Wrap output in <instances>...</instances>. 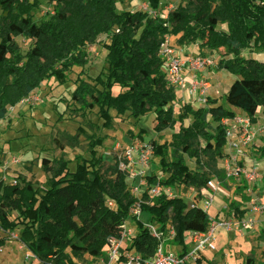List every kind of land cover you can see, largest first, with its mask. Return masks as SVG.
I'll return each mask as SVG.
<instances>
[{
  "label": "trees",
  "instance_id": "obj_1",
  "mask_svg": "<svg viewBox=\"0 0 264 264\" xmlns=\"http://www.w3.org/2000/svg\"><path fill=\"white\" fill-rule=\"evenodd\" d=\"M120 1L49 0L56 6L54 13L37 23V0H0V120L8 107L20 105L46 80H62L72 68H83L88 44L104 35L109 41L105 68L91 82L79 77L74 95L82 104L95 99L88 107H97L102 117L115 111L138 119L152 112L158 133L178 127L170 143L160 147L152 142L167 177L154 176L148 184L170 189L187 185L199 195L211 177L191 170L182 155L199 164L205 157L223 159L228 144L223 121L238 115L217 100H208L196 112L182 103L177 114V94L163 72L161 45L167 37H175L180 45L198 44L202 50L221 52L216 69L239 78L226 102L243 111L253 124L264 106V62L247 59L242 52L264 53V0H185L165 18L143 11L120 12ZM149 3L155 12L161 10L160 0ZM20 36L32 41L26 54L16 41ZM53 163L43 161L50 176L41 190L30 188L25 179L12 185L0 182V231L13 233L22 227V243L41 264H79L86 257H99L110 240L122 238L137 206L151 225H162V236L169 233L171 224L176 235L170 244L180 246L184 254L186 234L211 229L210 215L201 208L190 209L182 197H152L149 190L141 200L137 198L119 162L108 169L109 176L83 157L76 171L62 158ZM150 197L151 202H144ZM14 213L17 221L9 223L5 216ZM161 243L137 220V234L128 250L152 258Z\"/></svg>",
  "mask_w": 264,
  "mask_h": 264
},
{
  "label": "rangeland",
  "instance_id": "obj_2",
  "mask_svg": "<svg viewBox=\"0 0 264 264\" xmlns=\"http://www.w3.org/2000/svg\"><path fill=\"white\" fill-rule=\"evenodd\" d=\"M37 1L39 9L35 14V22L41 23L54 13L56 6L49 0ZM184 1L160 0L161 10L155 12L151 9L149 0H121L118 9L120 12L143 11L148 12L152 17L165 18ZM218 26L222 30L226 28L221 24ZM16 41L22 52L26 54L32 41L23 36L18 37ZM170 42L174 48L180 46L175 37H170ZM107 44L109 41L104 35L99 37L96 42L88 44L86 48L88 61L83 68H72L62 80L56 78L46 80L39 90L23 100L20 105L8 107L5 119L0 120V182L12 185L22 183V180L25 179L30 188L41 190L50 176L43 168V161L49 160L54 164L53 162L61 158L69 162L72 171H76L78 159L83 157L90 164L96 165L102 174L109 176L108 169L117 162L119 165L124 162L131 144H152L155 141L161 147L165 143L171 142L172 135L179 128L175 127L173 130L169 129L158 133L156 131V116L152 112L138 119L131 116V113L119 116L115 111H112L107 117H102L97 107H88L95 99L88 98L87 103L82 104L74 95L76 81L79 77L91 82V79L99 76L105 68V60L108 55ZM184 48L188 49L187 54H184L185 59L202 57L213 60L212 66H209L201 74L202 79L210 85L206 92L207 104L204 107L208 105V100H217L219 105L233 110L240 117H246L247 115L243 111L231 107L226 102V95L231 85L239 78L226 71L216 69L222 58V53L202 50L198 44L186 45ZM160 56L163 59L161 53ZM242 56L264 62V53L245 50L242 52ZM118 92L119 89H115V93ZM179 96L178 94V101L175 105L177 114L183 105ZM198 106L200 107V104ZM197 110L196 105L193 112ZM186 124L188 125L189 121ZM253 128L258 131L254 146L244 154L245 158L238 159V164L250 171H254L256 168L253 167L252 162L262 158L264 106L259 108ZM242 151L244 152V150ZM229 154L230 150L227 147L225 149L226 156L223 159L214 161L205 157L201 164L196 163V159H192L188 155H182L191 170H200L206 176L209 175L210 180L220 182L216 200L208 214L211 217L218 215L221 220H235L232 230L220 228L216 231V252L204 253L205 255H202L197 264H264V215H255L258 224L252 231L246 230L243 224H240L247 214L253 215L250 201L254 196L258 198L260 205H264V160L260 163L259 169H255L258 172V181L262 185L259 188L254 182L249 183L245 177L242 178V181L226 178L224 173V169L228 167L226 159L233 157H230L231 154ZM170 160L171 157L168 161ZM235 165L237 166V163ZM154 176L162 179L167 177L163 171L162 158L159 154L154 155L150 171L145 179L150 181ZM127 182L129 185L128 178ZM152 187L150 184L143 186L137 194H145ZM250 188L254 190V194L248 193ZM174 194L181 196L188 205L192 204L194 199L199 198L198 192L187 185L178 186ZM139 198H142L141 195ZM152 199L150 197L143 200L151 202ZM5 217L11 223L17 221L18 215L14 213ZM137 220L146 225L150 224L148 215L143 212L133 215V221L132 218H128L125 225L136 231L135 234H137ZM156 228L160 230L162 225L160 224ZM168 228H171V224L167 226ZM14 233L19 236V240L11 239L9 238L10 233L0 231V241L2 242L0 264H41L22 243V227L15 230ZM168 238V234L162 236L165 250L171 253L179 251V246L171 245V239ZM102 255L104 253L100 256ZM28 256L31 258L28 259ZM86 258V260L79 261V264H95L99 260L98 257L95 259Z\"/></svg>",
  "mask_w": 264,
  "mask_h": 264
},
{
  "label": "built area",
  "instance_id": "obj_3",
  "mask_svg": "<svg viewBox=\"0 0 264 264\" xmlns=\"http://www.w3.org/2000/svg\"><path fill=\"white\" fill-rule=\"evenodd\" d=\"M184 46L171 45L170 37H167L161 45V54L163 56V72L166 75L169 88L173 89L176 94L180 95L179 99L185 105H191L192 108H202L207 104L206 92L210 88L208 82L202 79L201 74L206 71L209 66H212L213 60L211 58L191 57L185 59L188 49ZM200 104V107L198 106ZM223 124L227 126V147L230 150V157L228 161V167L224 169V173L227 179L234 178L237 181H242L245 177L249 183L254 182L260 188L261 183L258 181L259 165L264 158L260 160L255 159L253 167H256L254 171H250L245 167L238 164L239 158H245V153L249 151V148L254 146L258 131L253 128V124L249 117L237 116L232 121L224 120ZM226 147V148H227ZM244 150V152L242 151ZM155 155V149L152 144H134L130 145L126 153L124 162L120 164L122 170L127 171L129 185L133 195L137 198L143 194H137L141 187L147 186L149 181H146L145 177L149 173L152 161ZM244 155V156H241ZM228 156V155H227ZM237 163V166L235 165ZM239 165V166H238ZM261 181V180H260ZM220 189V182L209 181L205 188L199 193V198L194 199L192 204L189 205L190 209L201 208L203 211L209 213L210 208L216 200L217 192ZM176 189L165 188L157 185L153 186L149 191V195L152 197H158L165 195L168 198H175L179 196L174 194ZM248 193L254 194V190L250 188ZM140 200L142 198H139ZM199 201V203H198ZM250 205L253 210V215L247 214L243 218L240 224H243L246 230L252 231L257 226V217L264 215V205L258 203V198L253 197L250 201ZM141 213L140 207L137 206L131 211L133 221V215H139ZM211 217V216H210ZM219 219V220H218ZM152 235L159 238L162 241V233L156 228V225H146ZM235 226V220H221L218 215L211 217V229L208 232L191 231L185 235V243L188 246L186 254L182 253V248L179 246V251L175 253L167 252L164 245L161 243L156 254L152 258H144L136 250H128L132 239L136 236V231L124 226L122 238L120 240H110L108 247L103 252L104 255L98 257V263L95 264H197L205 255L206 252H216L215 233L218 229L223 228L225 230H232ZM168 239H173L176 235L174 228H168ZM9 238L19 240L17 234L10 233ZM2 246L0 245V252ZM34 257L39 260L35 255ZM31 257L28 256V259ZM95 259V258H94ZM48 264H56L50 261Z\"/></svg>",
  "mask_w": 264,
  "mask_h": 264
},
{
  "label": "crops",
  "instance_id": "obj_4",
  "mask_svg": "<svg viewBox=\"0 0 264 264\" xmlns=\"http://www.w3.org/2000/svg\"><path fill=\"white\" fill-rule=\"evenodd\" d=\"M258 113H259V109H258V112H257V115H256V117L258 116ZM262 162V161H261Z\"/></svg>",
  "mask_w": 264,
  "mask_h": 264
}]
</instances>
